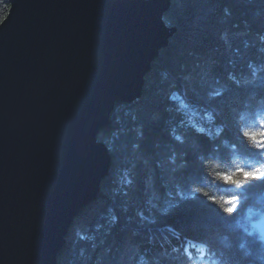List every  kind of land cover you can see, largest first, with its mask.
Segmentation results:
<instances>
[{
	"label": "trees",
	"instance_id": "obj_1",
	"mask_svg": "<svg viewBox=\"0 0 264 264\" xmlns=\"http://www.w3.org/2000/svg\"><path fill=\"white\" fill-rule=\"evenodd\" d=\"M9 10L0 0V24ZM164 18L177 31L141 97L118 102L99 135L107 144L135 136L129 158L121 167L110 149L111 172L57 264H264L251 225L264 214V181L217 178L236 164L264 175V0H172Z\"/></svg>",
	"mask_w": 264,
	"mask_h": 264
},
{
	"label": "water",
	"instance_id": "obj_2",
	"mask_svg": "<svg viewBox=\"0 0 264 264\" xmlns=\"http://www.w3.org/2000/svg\"><path fill=\"white\" fill-rule=\"evenodd\" d=\"M0 24V264H57L113 156L100 133L176 33L172 0H9ZM252 226L264 237V214ZM264 241V239H262Z\"/></svg>",
	"mask_w": 264,
	"mask_h": 264
},
{
	"label": "snow or ice",
	"instance_id": "obj_3",
	"mask_svg": "<svg viewBox=\"0 0 264 264\" xmlns=\"http://www.w3.org/2000/svg\"><path fill=\"white\" fill-rule=\"evenodd\" d=\"M209 119L211 120L212 117L209 116ZM242 119V118H241ZM260 119H264V116H261ZM201 132L204 131V129H200ZM217 134L219 135L222 131L221 127H217ZM244 139L247 144H249L252 148H256L257 145L255 143V134L251 133L249 131H244L243 133ZM261 152H264V148L260 149ZM213 168L219 167L218 164H215L214 166L212 165ZM236 171L233 172L229 170V174L227 176H218L217 178L219 180L228 182L231 185L234 186H241V185H251L253 182L257 181H264V175H261L259 171H245V167L240 166L239 164L235 165ZM247 168H253L254 166L252 164L246 166ZM261 169H264V164L260 165ZM197 192H202V189H196ZM215 203L220 204L223 206L224 204V199L220 198L219 200H216ZM240 210V205L237 204L236 209H229V215L230 216H235L237 212ZM264 239V237H262Z\"/></svg>",
	"mask_w": 264,
	"mask_h": 264
},
{
	"label": "rangeland",
	"instance_id": "obj_4",
	"mask_svg": "<svg viewBox=\"0 0 264 264\" xmlns=\"http://www.w3.org/2000/svg\"><path fill=\"white\" fill-rule=\"evenodd\" d=\"M135 123L133 121L130 126H132ZM203 126L208 127L207 124L203 123ZM133 131V130H132ZM135 142V136L132 137V134H127L124 138H122L119 142L116 141L115 138H112L108 142L109 148L114 151L120 158V166L123 167L126 163V161L129 158V151L131 149V146Z\"/></svg>",
	"mask_w": 264,
	"mask_h": 264
},
{
	"label": "bare ground",
	"instance_id": "obj_5",
	"mask_svg": "<svg viewBox=\"0 0 264 264\" xmlns=\"http://www.w3.org/2000/svg\"><path fill=\"white\" fill-rule=\"evenodd\" d=\"M258 219H259V218H258ZM255 220H257V219H255ZM253 222H254V221H253ZM253 222H252V223H253ZM252 223H251V225H252ZM253 227H254V226H253ZM254 228H255V227H254Z\"/></svg>",
	"mask_w": 264,
	"mask_h": 264
}]
</instances>
